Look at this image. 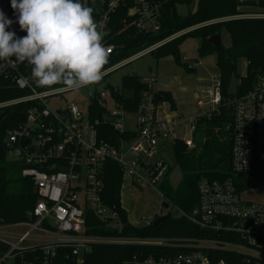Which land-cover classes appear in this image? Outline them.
<instances>
[{
    "label": "built area",
    "instance_id": "built-area-1",
    "mask_svg": "<svg viewBox=\"0 0 264 264\" xmlns=\"http://www.w3.org/2000/svg\"><path fill=\"white\" fill-rule=\"evenodd\" d=\"M240 11L193 26L236 19L264 18V0H240ZM166 0H82L94 9L97 22H103L104 44L111 49L106 74L157 50L191 28L159 39L122 57L125 43L118 40L130 34L158 35L162 31ZM0 10L13 20L9 30L26 35L16 23L11 0H0ZM119 59V60H116ZM105 74V75H106ZM104 75V76H105ZM156 78H142L145 89L137 108L127 109L108 87L92 95L101 105V117L85 118L77 104L55 106L53 102L67 92H51L30 79L26 63L14 58L0 61V111L10 109L23 118L6 134V145L22 165V176L32 185L37 200L27 218L4 222L0 218V264H83L85 253L95 244H148L156 246L146 256L134 255V264H232L229 256L240 255L246 264H264V200H247L233 176L225 179L202 178L198 182L199 203L190 212L182 211L199 227L201 237H160L138 239L131 236H105L94 233L105 229L121 233L120 213L105 200L107 163L115 161L124 176L135 185H156L169 166L162 156L155 163L148 158L172 144L182 117H161L155 93ZM207 99L200 103L199 115L189 118L192 133L199 117H210L224 101L219 76L206 87ZM101 100L103 102H101ZM112 100V101H109ZM114 110H109L108 103ZM234 118L231 144V170L234 176H247L257 162L264 163V72L250 90L228 99ZM134 115L132 124L128 123ZM105 121L120 132L132 135L118 144L104 140L97 125ZM131 126H134L131 128ZM193 146L192 138L186 140ZM146 171L147 173H144ZM154 218L146 221L150 224ZM94 220L102 222L97 226ZM225 256H228L225 257ZM231 258V257H230Z\"/></svg>",
    "mask_w": 264,
    "mask_h": 264
},
{
    "label": "trees",
    "instance_id": "trees-1",
    "mask_svg": "<svg viewBox=\"0 0 264 264\" xmlns=\"http://www.w3.org/2000/svg\"><path fill=\"white\" fill-rule=\"evenodd\" d=\"M194 0H166L163 10L162 31L158 35L130 34L121 36L120 42L125 43L121 58L151 44L159 39L171 36L181 30L191 28L186 33L168 41L154 52L158 57L173 56L175 61L187 67L190 72L195 71L187 61H184L181 44L187 37L199 39L198 52L200 57L216 55V65L219 69L221 93L224 101L218 111L210 117L201 116L193 132V146L189 147L186 140L176 138L171 144L174 148L177 163L183 171V178L177 188H173L167 178L160 182L159 188L166 204L178 211L190 212L198 206V182L202 178L225 179L233 176L239 189H250L264 186V163L257 162L254 170L247 176H234L231 170V144L233 108L228 104V99L234 94L242 95L252 88L258 75L264 72V18L261 19H236L215 22L207 25L193 26L206 21L233 15L240 11L243 4L240 0H195V8L186 15L177 11V5L190 4ZM219 35L221 46H215L210 37ZM229 35L230 44L224 43V37ZM119 60V59H116ZM246 60L247 72L239 74V63ZM240 77V82L235 91L231 90L232 80ZM142 78L137 75H128L123 78L121 90L113 92L127 109L133 111L137 108L145 89ZM162 98L157 102L166 100L170 109H176V101L171 91L160 90ZM92 118L101 117V105L95 101L90 106ZM10 109L0 111V218L4 222H17L27 218V213L37 200L31 183L22 176V165L19 161H8V147L6 145L7 131L16 126L23 118L15 115ZM99 135L106 141L118 144L122 138L131 137V131L115 130L110 123L101 121L97 125ZM108 172L105 178V200L117 209L123 221L121 233L99 228L96 234L113 236L123 235L138 239L160 237H201L204 232L191 223L182 214L163 220L155 225L159 216L148 225L133 224L128 217L127 210L122 206V189L125 176L119 164L115 161L107 163ZM170 171V167L167 172ZM16 182H21L23 188L17 189ZM15 184V185H14ZM165 204V205H166ZM97 226H103L99 220H94ZM154 245L130 244H95L85 253L83 264H134V255H148L156 249ZM228 258V256H225ZM231 257V258H230ZM232 264H246L242 257L231 254ZM68 264H77L72 259H65ZM19 264V263H17Z\"/></svg>",
    "mask_w": 264,
    "mask_h": 264
},
{
    "label": "clouds",
    "instance_id": "clouds-1",
    "mask_svg": "<svg viewBox=\"0 0 264 264\" xmlns=\"http://www.w3.org/2000/svg\"><path fill=\"white\" fill-rule=\"evenodd\" d=\"M16 23L26 35L9 30L13 20L0 10V61L30 68V79L51 92L98 85L111 49L103 22L82 0H11Z\"/></svg>",
    "mask_w": 264,
    "mask_h": 264
},
{
    "label": "rangeland",
    "instance_id": "rangeland-1",
    "mask_svg": "<svg viewBox=\"0 0 264 264\" xmlns=\"http://www.w3.org/2000/svg\"><path fill=\"white\" fill-rule=\"evenodd\" d=\"M194 8L195 0L190 4L182 3L177 5V11L182 15H186ZM223 40L226 45L231 43L229 35L224 37ZM199 43L198 38L187 37L180 46L184 61H187L191 67H195L194 72H190L186 66L177 63L173 56L158 57L156 52H150L106 74L98 85L64 93L60 99L53 103L58 107L75 103L83 111L86 118L89 115L91 97L97 91H104L108 87L121 90L124 76L137 75L141 78L154 76L157 79L155 82V90H161L164 87L171 89L178 103V109L172 111L183 114V119L177 124L176 135L183 139L193 138L189 117L202 113L203 109L199 106L200 103L207 99L206 87L213 83L214 76H219L216 55L212 54L200 57L198 52ZM246 72L247 63L246 60H242L239 63V74L243 76ZM240 80V77H235L232 80V91L236 90ZM101 102L103 101L101 100ZM161 105L166 107L168 101L162 100ZM108 107L109 110H114L115 108L113 103L110 102L108 103ZM133 116V114L130 115V119L128 120L129 124H132ZM133 127L131 126V128ZM14 156L15 154L8 149L6 159L10 161ZM161 156L170 167V171L167 172L169 183L173 188H177L182 181L183 171L176 161L173 146L169 144L161 147L159 153L149 157L148 161L153 164ZM144 173L147 172L144 171ZM163 179L164 177H161L160 182ZM160 182L154 186L143 184L140 187L133 183L132 178L125 176L122 189V206L127 210L129 220L133 224L145 225L148 219L168 213L169 210L165 205L166 200L163 198L159 188ZM15 184L18 190L23 188L21 182H16ZM243 196L247 200L256 202L263 201L264 186L247 189L243 193ZM181 213L182 211L173 209L175 216H179ZM6 264L14 263L13 261H9Z\"/></svg>",
    "mask_w": 264,
    "mask_h": 264
},
{
    "label": "water",
    "instance_id": "water-1",
    "mask_svg": "<svg viewBox=\"0 0 264 264\" xmlns=\"http://www.w3.org/2000/svg\"><path fill=\"white\" fill-rule=\"evenodd\" d=\"M210 41L217 47L221 46V40L219 35H213L210 37ZM155 97L157 100H160L162 98V95L160 92L155 93ZM167 209L169 210L166 215L159 216L157 220L155 221V225L160 224L163 220L167 219L168 217H171L173 215V208L166 204Z\"/></svg>",
    "mask_w": 264,
    "mask_h": 264
},
{
    "label": "crops",
    "instance_id": "crops-1",
    "mask_svg": "<svg viewBox=\"0 0 264 264\" xmlns=\"http://www.w3.org/2000/svg\"><path fill=\"white\" fill-rule=\"evenodd\" d=\"M161 90H168V91H171V89H169V88H167V87H164V88H162ZM158 91H160V90H158ZM172 92V95H173V97H174V99H175V101H176V97H175V95H174V93H173V91H171ZM176 109H178V103H177V101H176ZM158 113H159V115L161 116V117H164V118H170V117H175V116H180V117H182V119H183V114H180V113H174L173 111H172V109H170V106H169V103H168V105L166 106V107H163L162 105H161V102L159 103V105H158ZM194 116V115H193ZM191 117V116H190ZM189 117V118H190ZM178 138H182V137H180V136H177ZM183 139V138H182ZM185 140H187V139H185Z\"/></svg>",
    "mask_w": 264,
    "mask_h": 264
}]
</instances>
